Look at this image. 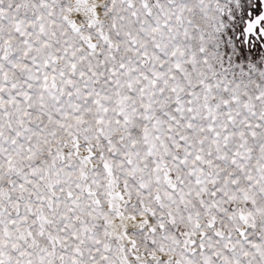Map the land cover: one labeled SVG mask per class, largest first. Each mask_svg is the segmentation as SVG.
<instances>
[{"label": "snow or ice", "instance_id": "1", "mask_svg": "<svg viewBox=\"0 0 264 264\" xmlns=\"http://www.w3.org/2000/svg\"><path fill=\"white\" fill-rule=\"evenodd\" d=\"M0 264H264V0H0Z\"/></svg>", "mask_w": 264, "mask_h": 264}]
</instances>
